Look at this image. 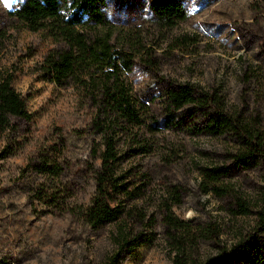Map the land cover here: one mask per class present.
Returning a JSON list of instances; mask_svg holds the SVG:
<instances>
[{
  "label": "rangeland",
  "instance_id": "obj_1",
  "mask_svg": "<svg viewBox=\"0 0 264 264\" xmlns=\"http://www.w3.org/2000/svg\"><path fill=\"white\" fill-rule=\"evenodd\" d=\"M23 1L0 0V81L10 80L30 114L0 135V264H105L117 252L119 224L91 229L66 213L88 205L94 194L93 171L104 148L93 126L99 100L76 83L60 88L44 79L43 59L56 45L46 32L29 31L13 16ZM180 1L187 18L168 29L149 16L147 0H104L118 75L141 120L115 130L117 173L143 186L142 198L125 206L151 222L129 225L146 243L121 254L117 264H171L177 244L163 222L165 210L189 230L174 234L191 258L250 264L233 254L245 242L264 238V164L232 169L221 180L252 211L237 215L232 197L214 194L201 175L203 168L231 165V136L191 134L189 108L165 127L158 93L164 83L216 91L227 113L256 120L264 131V0ZM123 56L130 60L128 69ZM42 153L59 167L56 179L31 170ZM38 184L43 195L60 199H34ZM259 244L248 247L254 263L264 264V243Z\"/></svg>",
  "mask_w": 264,
  "mask_h": 264
},
{
  "label": "trees",
  "instance_id": "obj_2",
  "mask_svg": "<svg viewBox=\"0 0 264 264\" xmlns=\"http://www.w3.org/2000/svg\"><path fill=\"white\" fill-rule=\"evenodd\" d=\"M147 13L160 25L172 29L187 18V11L180 0H147ZM13 16L32 32L44 31L56 45L43 59L44 79L57 87L64 88L72 83L92 90V98L98 107L97 118L93 126L103 141V151L99 155V165L93 171L94 194L90 203L79 209L67 208L66 213L78 216V219L91 229L109 224H119L115 236L117 252L105 264H117L121 254H130L135 248L145 244L139 232L129 225H141L146 218L133 208H126L143 196V186L135 178L127 181L117 173L119 158L115 149V130L123 125L132 127L141 123L137 103L130 96L128 88L120 81L119 66L116 64L109 31L110 15L104 6V0H24L13 12ZM105 31L99 33L98 28ZM121 57V56H119ZM124 57V56H123ZM130 60L122 59L123 67L128 69ZM264 64V60H263ZM93 69H97L92 72ZM100 76H96V74ZM160 101L164 107L162 120L165 127L174 125L178 113L191 109L187 128L193 135L231 136L235 152L229 154L230 166L203 168L201 175L210 184V191L220 197H232L237 215L252 213L251 209L239 198L231 195V190L221 184V180L232 169L247 170L264 164V131L256 120H243L240 114L226 112L223 100L216 91L204 92L189 84L175 85L164 83L160 90ZM101 115V119L98 118ZM25 103L19 93L11 86L9 79L0 81V135L14 131L15 120H29ZM200 119V120H199ZM154 123V125H156ZM4 156L0 153V159ZM34 174L45 179H56L61 171L55 160L47 154H40L31 164ZM33 189L34 199L56 203L60 196L52 193L43 195V189ZM259 212L260 223L264 226V192ZM163 222L168 227L170 238L177 244L171 264H215L213 261L198 262L191 258L187 248L181 244L178 234H189V230L165 210ZM150 220H146L149 227ZM133 230V231H132ZM177 236V237H176ZM256 238L252 237L251 240ZM264 238L254 242H245L233 254L235 261L255 264L251 256L252 248L259 247ZM247 245V246H246ZM224 256V255H223Z\"/></svg>",
  "mask_w": 264,
  "mask_h": 264
}]
</instances>
